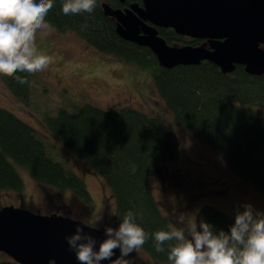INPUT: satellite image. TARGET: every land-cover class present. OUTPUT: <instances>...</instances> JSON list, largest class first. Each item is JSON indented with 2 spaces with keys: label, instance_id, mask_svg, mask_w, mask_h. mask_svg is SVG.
<instances>
[{
  "label": "trees",
  "instance_id": "1",
  "mask_svg": "<svg viewBox=\"0 0 264 264\" xmlns=\"http://www.w3.org/2000/svg\"><path fill=\"white\" fill-rule=\"evenodd\" d=\"M103 1L116 8L141 3V0L123 3L97 0L91 14L65 15L62 0H53L54 6L45 19L57 31H72L95 50L147 71L175 121L209 145L238 177L254 184L264 196V75H250L242 65L224 74L206 60L197 65L166 69L149 48L128 42L116 33L115 21L103 13ZM158 32L168 44L198 45L200 42L187 40L170 28H159ZM16 75L28 82L20 84L14 77L3 75L0 78L14 96L27 105L31 74ZM238 103L257 105L260 109H245ZM43 123L86 169L105 180L118 218L122 219L129 211L134 214L135 223L149 234L141 249L156 261L169 262L167 253L173 242L163 245L164 252H157L152 234L172 228L157 204L149 178L158 164L177 159L176 134L158 117L130 106L111 111L84 103L70 111L60 108L55 115H45ZM9 159L24 166L39 185L69 191L83 205L84 211L92 207L93 198L85 182L72 168L50 155L40 133L0 108V188L22 194L23 181ZM201 220L225 232L234 222L226 213L207 204L199 210L198 221ZM0 264L18 263L10 259Z\"/></svg>",
  "mask_w": 264,
  "mask_h": 264
},
{
  "label": "rangeland",
  "instance_id": "2",
  "mask_svg": "<svg viewBox=\"0 0 264 264\" xmlns=\"http://www.w3.org/2000/svg\"><path fill=\"white\" fill-rule=\"evenodd\" d=\"M170 45L179 47L184 43L174 42ZM201 45L206 46V43L202 42ZM36 46L38 51L50 56L52 62L45 70L31 74L27 105L16 98L0 78V108L10 111L40 133L50 155L72 168L85 182L93 198V205L84 211L83 205L72 193L39 185L24 166L9 159L23 181V191L18 194L14 190L0 188V208L7 205L22 206L41 214L58 213L87 222L96 219L101 208L108 204L110 213H114L117 221L113 228L118 227L120 219L114 210V198L105 180L86 169L43 123L45 115H55L60 108L70 111L75 106L90 103L111 111L125 106L133 107L158 117L178 137L177 159L158 164L149 178L152 193L161 212L168 216L172 229L177 228L176 223L170 218L162 201L165 195L163 190L168 187H163L160 180L168 170L179 169L181 174L197 182L193 190L186 187L180 192L178 189L185 207L186 221L195 220L199 225V210L206 204L226 213L233 220L236 212L242 211L245 204H251L254 210L264 212V196L254 184L243 181L209 145L175 121L174 115L159 96L153 77L147 71L95 50L69 30L59 32L52 27L48 35L38 31ZM261 48L264 49V45ZM238 105L250 110L260 109L248 103ZM10 259L0 252V261ZM125 259L129 264H170L154 260L141 248Z\"/></svg>",
  "mask_w": 264,
  "mask_h": 264
},
{
  "label": "water",
  "instance_id": "3",
  "mask_svg": "<svg viewBox=\"0 0 264 264\" xmlns=\"http://www.w3.org/2000/svg\"><path fill=\"white\" fill-rule=\"evenodd\" d=\"M101 8L115 21L122 39L149 48L166 69L206 60L224 74L242 65L250 75H264V0H141V4L134 2L124 8L103 1ZM159 28L206 40L208 46H172L159 34ZM77 226L94 237L96 248L106 238L103 229L89 227L79 219L3 206L0 252L18 264H79L66 240ZM119 256L116 249L113 261L101 264L115 263Z\"/></svg>",
  "mask_w": 264,
  "mask_h": 264
},
{
  "label": "clouds",
  "instance_id": "4",
  "mask_svg": "<svg viewBox=\"0 0 264 264\" xmlns=\"http://www.w3.org/2000/svg\"><path fill=\"white\" fill-rule=\"evenodd\" d=\"M53 6V0H0V75L25 84L27 79L16 73L34 74L49 66L52 58L38 51L36 35L38 31L42 35L51 33L52 27L45 18ZM96 7L97 0H62L65 15L91 14ZM99 220L100 217L85 223L95 228ZM177 222L186 226L152 234L157 252H164L163 245L173 242L167 253L170 264H264V212L254 210L251 204L236 212L227 232L216 230L203 220L199 225L195 220L186 221L183 213ZM104 231L106 238L99 242L98 248L94 237L79 226L66 237L79 264L113 261L116 249L120 256L115 264H129L125 257L149 239V234L135 223L131 211L120 219L118 227L107 226Z\"/></svg>",
  "mask_w": 264,
  "mask_h": 264
},
{
  "label": "flooded vegetation",
  "instance_id": "5",
  "mask_svg": "<svg viewBox=\"0 0 264 264\" xmlns=\"http://www.w3.org/2000/svg\"><path fill=\"white\" fill-rule=\"evenodd\" d=\"M141 4V3H139ZM128 6V5H127ZM126 7V5L124 6ZM122 7V8H124ZM181 36V35H180ZM187 40L188 39H193V38H189L184 36ZM200 40V39H197ZM205 42L206 46H208V43L206 40H200L198 45H192V46H202L201 43ZM188 43H184V45H187ZM191 45V44H189ZM183 46V45H182ZM179 169H177L176 171H168L164 174V177H160L161 179V185L164 187H168L167 190H163V193H165L162 201L165 207V210L167 211V213L169 214L170 218H172L174 220V222L176 223L177 228H184L186 225L185 224H180L177 222V217L183 213L185 215L186 218V211H185V207L184 204L181 201V195L180 192L183 191L184 188H188L189 190H193L194 186L197 184L196 181H194L192 179V177L190 176H186L183 173L181 174V172L178 171ZM165 178V179H164ZM179 189V191H178ZM179 193V194H178ZM169 195V197H167ZM103 206V205H102ZM115 210V208H114ZM100 215L99 213L97 214V218L100 217L99 223H97L96 227L105 230V227L107 226H111V227H115L117 225V221L115 219L114 213H110L109 211V207L108 204L103 206L101 208L100 211ZM62 215V214H60ZM67 216V215H64ZM70 217V216H69ZM168 218V216H166ZM74 219H79V218H74ZM81 220V219H79ZM83 221V220H81ZM85 222V221H83ZM111 264H115V263H111Z\"/></svg>",
  "mask_w": 264,
  "mask_h": 264
}]
</instances>
